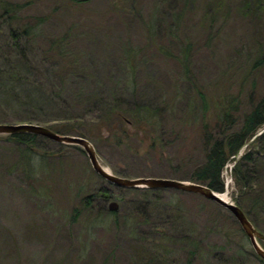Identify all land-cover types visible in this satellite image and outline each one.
<instances>
[{"label": "rangeland", "instance_id": "obj_1", "mask_svg": "<svg viewBox=\"0 0 264 264\" xmlns=\"http://www.w3.org/2000/svg\"><path fill=\"white\" fill-rule=\"evenodd\" d=\"M7 1L25 4V20L44 22L26 64L0 58V67L25 76L0 83V122L70 123L117 174L188 179L203 156L202 121L214 126L224 101L236 96L240 120L246 96L264 94L262 0ZM7 37L0 21V49ZM60 85L67 106L39 100ZM22 86L39 101L12 99ZM115 96L148 101L158 108L156 123L108 118ZM111 128L129 136L118 142ZM36 142L51 155L44 168L36 160L31 173L17 165L19 148L0 139V264H264L233 216L212 200L170 187L117 186L94 172L80 148ZM260 156L256 187L264 186ZM229 165L223 194L235 201ZM104 188L108 197L99 192ZM93 193L87 207L84 197Z\"/></svg>", "mask_w": 264, "mask_h": 264}, {"label": "trees", "instance_id": "obj_2", "mask_svg": "<svg viewBox=\"0 0 264 264\" xmlns=\"http://www.w3.org/2000/svg\"><path fill=\"white\" fill-rule=\"evenodd\" d=\"M262 1L264 3V0ZM24 5L25 4L13 3L7 0H0V21L7 27L8 36L5 43L1 44L0 58L3 57L4 60L9 62L26 64L29 61L28 48L37 37L39 28L44 22V17L34 16L25 20L20 14V10H22ZM183 59L185 60L183 64H185V54L183 55ZM262 60V57L261 59L255 60L253 67L256 66L257 63L262 62ZM75 62L76 60H74V64ZM11 79L22 81L25 79V76L23 75L22 77L17 70L0 67V83L4 80L10 81ZM6 83L8 82L4 84ZM32 90V87L27 89V87L22 86L19 90L21 94H19L18 91H13L14 93L9 94L12 99H16V97L20 95V98H29L31 101L43 100L48 103H60L64 106L68 105V101L62 96L64 90L63 85L52 87V89L47 90V96L43 94V90V96L41 95L39 100L36 97H32ZM7 93L6 91V94ZM11 98L7 99L11 100ZM246 98L249 106L248 109L243 111L240 120L236 118V114L240 109L242 101L236 96L230 97L224 101L214 126H210L206 120L202 121L203 156L202 160L197 162L191 169L188 179L205 183L216 191H223L224 180L222 171L225 163L232 158L234 162L231 168V174L237 194L235 202L242 207L255 226L264 232V228L262 229L257 225L260 222H264V186H255V182L261 174L259 166L261 164L260 153L264 154V130L251 139L259 130L264 128V94L258 97H253L248 94ZM202 100L204 101L205 99ZM22 102L25 103L26 101L24 100ZM204 102L206 103V101ZM157 110L158 108L151 106L146 100L125 102L120 97L115 96L113 101L107 104L105 114L108 118H115L118 121L131 122L138 126H150L157 121ZM101 116L104 117V114ZM239 121L240 124H238ZM49 127L52 128V126ZM52 129L61 133L75 131L79 135H85L83 131H79L70 123L62 127H53ZM110 132H112L111 136L115 137L118 142L123 141L126 136H129L125 128H121L119 132L113 131L111 128ZM0 139L11 141L19 148L20 159L17 165L24 167L25 170L31 173L34 171L35 166H37L35 165L36 160H40L41 163H39V166L44 168V163L46 159H48L47 156L51 155L48 151H39L38 142H36V140H47L48 138L35 133L17 132L0 134ZM155 143L156 141L154 139L151 144L155 145ZM59 144L60 147L67 145L62 143ZM70 146L80 148L77 145ZM56 153L60 154L61 150L54 154ZM238 153L239 155L236 157L235 155ZM35 156L38 159H34ZM99 192H101L103 197L109 196V190L106 188ZM94 195L93 193L84 197V203L87 204V207L90 205ZM111 212L116 215V209ZM259 258L261 261H264L261 257ZM186 262H190V259Z\"/></svg>", "mask_w": 264, "mask_h": 264}, {"label": "water", "instance_id": "obj_3", "mask_svg": "<svg viewBox=\"0 0 264 264\" xmlns=\"http://www.w3.org/2000/svg\"><path fill=\"white\" fill-rule=\"evenodd\" d=\"M264 128L259 130L251 139L260 134ZM17 132H31L58 143L67 145H77L86 154L88 161L100 177L106 181L121 187L129 188H159L170 187L182 191L193 192L212 200L216 204L227 210L237 221L242 231L247 236L254 252L264 259V247L260 241H264V232L259 230L251 221L242 207L226 195H222L223 191H216L205 183L194 181L191 179L163 177V176H125L117 174L100 161L97 150L93 143L85 136L73 133H61L53 130L47 125L31 122H0V134H9ZM236 157L238 154L235 155ZM225 194V193H224ZM109 209H117L116 201L109 202Z\"/></svg>", "mask_w": 264, "mask_h": 264}, {"label": "built area", "instance_id": "obj_4", "mask_svg": "<svg viewBox=\"0 0 264 264\" xmlns=\"http://www.w3.org/2000/svg\"><path fill=\"white\" fill-rule=\"evenodd\" d=\"M226 165H229V164L227 163V164H225V166H226ZM232 165H233V164H230L229 167L232 168Z\"/></svg>", "mask_w": 264, "mask_h": 264}, {"label": "bare ground", "instance_id": "obj_5", "mask_svg": "<svg viewBox=\"0 0 264 264\" xmlns=\"http://www.w3.org/2000/svg\"><path fill=\"white\" fill-rule=\"evenodd\" d=\"M224 196V194H222Z\"/></svg>", "mask_w": 264, "mask_h": 264}]
</instances>
